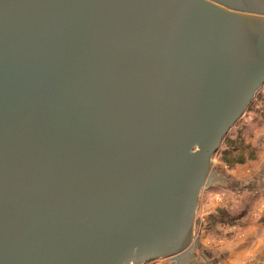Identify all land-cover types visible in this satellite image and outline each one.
Masks as SVG:
<instances>
[{
  "label": "water",
  "instance_id": "obj_1",
  "mask_svg": "<svg viewBox=\"0 0 264 264\" xmlns=\"http://www.w3.org/2000/svg\"><path fill=\"white\" fill-rule=\"evenodd\" d=\"M263 85L264 0H0V264H186Z\"/></svg>",
  "mask_w": 264,
  "mask_h": 264
},
{
  "label": "rangeland",
  "instance_id": "obj_2",
  "mask_svg": "<svg viewBox=\"0 0 264 264\" xmlns=\"http://www.w3.org/2000/svg\"><path fill=\"white\" fill-rule=\"evenodd\" d=\"M207 180L195 217L196 247L181 263L264 264V85L214 154Z\"/></svg>",
  "mask_w": 264,
  "mask_h": 264
},
{
  "label": "crops",
  "instance_id": "obj_3",
  "mask_svg": "<svg viewBox=\"0 0 264 264\" xmlns=\"http://www.w3.org/2000/svg\"><path fill=\"white\" fill-rule=\"evenodd\" d=\"M261 252V251H260ZM262 252H264V250H262ZM264 254V253H263ZM234 261V258H231V262H233ZM181 262V261H180ZM185 262V261H184Z\"/></svg>",
  "mask_w": 264,
  "mask_h": 264
},
{
  "label": "trees",
  "instance_id": "obj_4",
  "mask_svg": "<svg viewBox=\"0 0 264 264\" xmlns=\"http://www.w3.org/2000/svg\"><path fill=\"white\" fill-rule=\"evenodd\" d=\"M224 140H225V139H224ZM233 150H234V149H233ZM225 154H228V151H226V152H225ZM225 163H227V164H228V162H225Z\"/></svg>",
  "mask_w": 264,
  "mask_h": 264
}]
</instances>
